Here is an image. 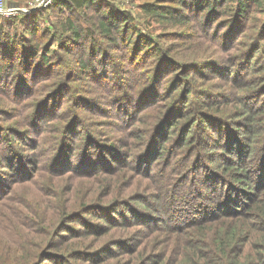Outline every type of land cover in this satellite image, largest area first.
I'll return each instance as SVG.
<instances>
[{"label":"trees","instance_id":"1","mask_svg":"<svg viewBox=\"0 0 264 264\" xmlns=\"http://www.w3.org/2000/svg\"><path fill=\"white\" fill-rule=\"evenodd\" d=\"M87 1L52 0L51 4L69 3L71 7L77 9L88 8ZM164 1L168 0L144 1L140 8L150 18L148 24H151L152 20L156 24L155 28L158 30L156 37L167 38L168 34L175 33L173 38H176V34L179 33L175 31L168 33V28L172 26L187 28L188 31L181 35L185 39L182 43L163 44L151 34L142 32L137 33L138 35L130 34L127 17L113 14L112 9L101 13L100 18L94 21L93 32L89 34H82L81 32L85 30L79 28L73 18L67 19L70 20L69 28H72L75 36L74 41H69V45L76 43L78 48L82 49L81 58L92 53L95 54L94 57L99 55L106 57L108 54L105 48L112 49L117 44L126 49L136 48L145 58L139 71L142 78L138 79L132 73L129 81L124 79L125 81L117 82L115 79L114 82L107 76V80H110L113 86L111 90H106L112 93L110 99L99 101L96 107H89V102L84 101L77 103L69 112L60 113L67 119L55 133L59 135L45 141L49 138L48 134H51L47 133L49 130L43 129L40 123L39 125L32 123L29 124V130L35 133L23 138L22 147L26 149L17 150L14 144L6 145L7 149L0 157L7 156L2 161L0 170L1 178H4V175L9 177L7 187L10 192L0 190V264H132L131 258L122 259L123 251L117 253L113 251L115 240L107 237L108 234L114 236L118 232H125L130 234V238H136L135 229L129 230L133 224L124 220L127 216L124 219L114 218L116 222H112L111 218L115 213L114 209L124 204L125 198L131 194L124 193V190L133 186L135 180L137 181L135 189L141 186L138 180L142 177H135L126 172V169L130 170L127 166L129 162H136L142 169L137 174L152 180L154 186H164L166 189L162 195L178 211L176 220L171 225L177 224L173 228L175 231L173 244L162 249L166 258H159L162 253L141 248L135 264H264V190L261 191L264 189V182L262 187L252 188L249 186L251 183L241 181L239 177L236 182L242 183L243 187L238 188L241 193L235 190L237 192L235 196L240 199L241 194H244L248 201L243 204L242 209L233 210L234 208L224 209V205L228 203L226 199L217 211L208 196V192L216 186L215 173L204 171L203 177L197 180L198 174L191 172L193 168L189 169L188 165L196 151L195 129L208 130L211 127L215 130L213 126L216 124L209 115L211 113L206 111L203 115L194 97L205 108L214 107L217 111H221L219 105L223 101L233 100L228 97L218 99L210 95L203 99L205 90L197 87L199 80L209 81L219 76L221 81L229 85L238 100H241L240 94L250 95L251 92L258 90L262 96L261 102H264V91H260L262 88L264 90V76L259 75L264 68L260 66L254 69L251 65V61L255 62L257 56H264L260 53L264 47V0H193L187 6H193L194 16L180 10L183 0L178 4L177 0H170L175 5L173 3L161 6ZM24 9L22 5L15 7L18 13ZM38 14L21 13L0 20V34H5L4 37H0L3 38V48L11 49V45H18L16 50L26 57L30 53V47L22 42L10 43V34L20 33L27 37V28L24 27H27L30 17L33 24ZM92 14L96 18L95 11ZM257 14H261V17ZM222 30L225 32L222 35L223 39L220 40L217 35ZM236 30V33L231 34ZM93 34L100 38L101 43L97 42L98 39L96 40ZM234 34L240 38L238 41L231 40ZM198 35L202 37L200 43L194 40L195 54L204 59L207 51L202 45L211 41L208 45L212 48L213 56H218L223 67L214 64L215 57L212 55L207 56V61L183 58L185 43ZM141 36L144 40L140 39ZM245 38L252 41H246ZM82 39L87 42H82ZM50 43L47 44V50ZM62 47L68 49L65 44H62ZM231 50H234L235 59L230 58V55L223 57L224 53ZM245 53L249 56L248 59L242 57ZM53 54L51 50L50 56ZM48 56L46 50L43 54L39 52L36 61L48 62ZM0 57L4 58L1 54ZM237 60L240 61L241 68L247 70L246 74H235L238 70L232 66L237 64ZM204 64L208 65V69L203 73L200 70ZM80 67H84L83 64L80 63ZM166 72L171 73L168 79L172 83L171 88L165 90L164 98L171 100L158 101L157 93L149 89L145 101L142 104L136 103L133 86L137 82L142 84H150L153 80L156 82L157 77L164 76ZM231 74H234L232 78ZM53 80L58 81V77H53ZM256 82L260 84L252 89L250 86ZM54 83L53 81L51 85ZM213 84H219V81L216 79ZM58 86L47 91L42 89L45 93L42 98L35 99V105L49 93L61 94L64 97ZM8 91L13 96L20 93L18 86L11 87ZM80 106L89 114L106 118L105 121L92 122L94 116L81 120V115L77 113ZM42 109L34 116V122L47 116L45 106ZM242 110L245 118H253L249 110L240 108L239 112ZM254 113L263 116L264 103L262 108ZM47 124L48 122L45 123L46 127ZM96 125L107 128L119 125L123 130L122 134L133 136L135 141L127 145L129 143L126 141L119 143L114 139H107V131L99 129ZM253 128L250 143L264 138L261 137L264 124L254 125ZM177 136L183 147L192 144V148L185 155L184 161L177 166L169 167L174 150L170 140ZM219 136L206 134L205 140H200L201 146L198 149L204 147L206 155L213 162L219 157L229 161L224 151H216L226 150L225 146L228 145ZM27 150H31L28 158ZM240 150L241 147L238 151ZM240 165L241 163H236L233 167ZM211 168L214 169L212 165ZM231 169L225 167L226 171ZM199 170L202 171V167ZM244 170V176L249 178L248 162L245 163ZM180 172L181 174L177 176L176 174ZM228 173L232 174L231 171ZM65 179L69 180L66 184ZM183 179L188 180L190 184L180 183ZM34 181L38 182L41 188L45 187V182L49 186L46 195L38 200L41 208L28 209L21 205L22 203H17L15 187L11 186L15 183L29 182L28 187L35 189ZM89 183L95 185L85 194L84 186ZM217 183L224 188L227 186L220 181ZM36 190L39 194L43 192L42 189ZM108 196L114 199L110 200ZM221 208L223 210H220ZM82 214H91L98 219L82 221L80 217ZM71 218L82 221L81 227L65 226L61 233L63 225ZM167 218L170 216L167 215ZM174 249L177 250L176 254L173 253ZM133 252L132 248L126 251V254Z\"/></svg>","mask_w":264,"mask_h":264},{"label":"rangeland","instance_id":"2","mask_svg":"<svg viewBox=\"0 0 264 264\" xmlns=\"http://www.w3.org/2000/svg\"><path fill=\"white\" fill-rule=\"evenodd\" d=\"M33 1L34 0H0V20H6L4 17H12L20 15L21 13L26 15L39 13L33 24H31L30 17L27 22V27H24L27 28V37L20 35V33H11V39L6 36L9 38L10 43L22 42L30 47V53L27 54L26 57L25 54L23 55L22 52L16 50L18 45H11V49H4L3 38L0 39V54L4 57H0V155L6 151L7 144H14V147L17 150L20 148L26 149L22 147L24 144L23 138H27L29 135L35 133L34 131L29 130V124L34 123L39 125L40 123V126H43V129L47 128L49 130L47 133L51 134H48L49 138H46V141L55 135H59L55 133H57L60 125H63L66 121L65 119H67L64 118L65 115H61L64 111L69 112L77 103H82L84 101L89 102V107H96L99 101L110 99L112 93L106 92V90H111L113 86L110 84V80H107V76H109L114 82L115 79L117 82L124 79L129 81V77L132 73L136 78H142L139 71L143 64L142 60L145 58L136 48L126 49L124 46L117 44L112 49L108 47L105 48V52L107 51L108 54L106 57H101L100 55L94 57L95 54L92 53L90 55L88 54L85 58H81L82 49L78 48L76 43H73L72 46L69 45V41H74L73 39L75 36L72 32V28H69L70 25L68 22L70 20H67L68 18H73L75 24L78 25L79 28L85 30L81 32L82 34H89L90 32H93L94 21H96L97 18H100L101 13L105 10L112 9L113 14L116 13L127 17L128 33L137 34L142 32L143 34H151L163 44L182 43L185 39H183L181 35H184L188 31L187 28L172 26L171 28H168L167 31L168 33L173 31L179 33L176 34V38H173L175 33L172 35L168 34L169 36H167V38L156 37L155 35L158 33V30L155 28L156 24L153 20L151 21V24H148L150 18L144 13L143 9L140 8L141 3L148 0H88V8L77 7V9L71 7L69 3L65 5H57L54 4V2L51 4V0L47 5H33ZM190 1L193 0H183L180 5V10L187 11L194 16L195 14L192 12L193 6H187ZM179 2L180 0H177L176 4ZM24 3L25 5H23ZM173 3V1L170 2V0H168L162 2L161 6L172 5ZM21 5L25 9L19 10V13L17 11L14 14H7L5 11H2L9 7H21ZM94 11L97 14L96 18L95 15L92 14ZM257 15L261 17V14ZM224 32L225 31L222 30V32L217 35V38L220 40L223 39L222 35ZM236 32L237 30L232 31L231 34ZM4 36L5 34H0V37ZM93 36L96 40L98 39V43H101L100 38H98L96 34H93ZM201 37L198 35L195 39L188 40L185 43L186 49L183 53L184 59H200L202 61H207V56H213L212 48L208 45L211 41L202 45L207 51L204 59L202 56L195 54L193 46L194 40L200 43ZM140 39L144 40L142 36ZM239 39V37H235V34L231 38L233 42L238 41ZM245 39L246 41H252L250 38ZM49 42L51 43L48 46L49 50H47V44ZM82 42L86 43L87 41L82 39ZM62 44H65L68 49H73V51L63 48ZM37 46L40 47L37 48ZM45 50L47 51V54H49L48 62L40 63L41 61H36V59H38V53L41 52L43 54ZM51 50H53L54 53L52 57L50 56ZM233 51L234 50L224 53L223 57L230 55V58L235 59L236 56L233 55ZM260 53L264 54V47ZM213 57H215V65H220V67L224 66L218 56ZM242 57H245L246 59L249 58L246 53L243 54ZM256 58L255 62L251 61L252 67L254 69L260 66L264 68V56H257ZM8 60L9 63H7ZM80 63L83 64L84 67L81 68ZM207 67L208 65L204 64L200 71L203 73L206 72L208 69ZM232 67L233 69L238 70V73H235L236 75L247 73L245 68H241L239 60H237V64ZM259 75L260 77H263L264 70H262ZM55 76L58 77V81L53 80V77ZM170 76L171 73L166 72L164 76H158L156 82L155 80L150 84L137 82L136 85L133 86L135 89L136 103L142 104L145 101V95L148 94L149 89H152V92L157 93L158 101L163 99L165 102H169L171 98H164V95L166 93L165 90L171 88L172 82L168 79ZM233 76L234 74H231V78ZM216 79L219 81V84H213ZM216 79H211L209 81L204 79L197 82V87L205 90V93L202 95L203 99L210 95L218 99L228 97L233 100L229 102L223 101L219 105L221 111H217L214 107H209L208 109L205 108L201 102L194 97L197 106H199L203 115L206 111L211 113L209 115L216 124L213 126L215 130H212L213 128L211 127H209L208 130L195 129L196 138L194 139V142L196 144V151H194L193 160L188 165H190L189 169L193 168L191 172L198 174L197 180L203 177L202 172L213 171L215 173L214 182L220 181L221 183H226L227 186L224 188L220 183L216 182L215 188L208 192V196H210L209 199L212 200L217 211L226 199H228V203L224 205V209L234 208L233 210H239L240 208L242 209L244 206L243 204L248 201V197L244 196V194H241L240 199L235 196L237 193L235 190L239 191L238 188L243 187V184L236 182V180L240 177L241 181L251 183L249 186L252 188L255 186L262 187L264 182V138L250 143V137L253 134L254 125L264 124V122H262L264 121V114L263 116H258L257 113H254L262 108L264 102H261L262 96L259 95L258 90L251 92L250 95L248 93L243 95L240 94L241 100H238V97L234 96L233 91L229 88L228 84L221 81L219 76L216 77ZM53 81L55 83L51 85ZM59 84H63V86H58ZM259 84V82H256V84L250 87L253 89ZM17 86L20 89V93L13 96L8 90L11 87L14 88ZM54 86L59 87L60 92L64 94V97H62L61 94L49 93L48 96H45L38 105H35V99L38 97L42 98L45 93L42 89H46L47 91V89L53 88ZM260 91H264L263 88ZM43 106H45L44 111L47 113V116H44L42 119L38 118V120L34 122V116L38 115V110H43ZM240 108L249 110L250 114H253V118H245V116L242 115L243 110L239 112ZM77 113L81 115V120L94 116L93 113L89 114V112L81 106L78 107ZM203 115H201V117ZM261 117L263 119H260ZM62 118H64V120H62ZM105 119L106 118H101L100 116H94L92 122L99 121V123H101L102 121H105ZM46 122H48L47 127L45 126ZM96 126H98L99 129L107 131V139H114L119 143L126 141L129 143L127 145H130L131 142L135 141L133 136L122 134L123 130L119 125H111L109 128L102 125ZM219 132H221V136H219ZM206 134L216 135V137L219 136L223 141L228 143V145L225 146L226 150L216 151H224V154L228 156L229 161L225 160L223 157H219L217 161L213 162L209 160L204 147H201V150L198 149V147L201 146L200 140H205ZM177 137L179 142L176 141ZM177 137L170 140V143L174 146V150L172 152L170 166L167 165L169 167L177 166L180 162L184 161L185 155H187L192 148V144L183 147L179 140V136ZM261 137H264V131L261 133ZM231 147L233 149H231ZM239 147H241L240 151H238ZM30 153L31 150H27L26 158H28ZM6 156L7 155L0 157V166H2V161ZM177 157L179 158L175 161ZM247 162L250 169L249 178L244 176L245 163ZM209 163L214 169L211 168ZM236 163H241L240 167H233V164ZM127 166L130 167V170L126 169L127 173H131L135 177H142V179L138 180L141 186L135 189L134 185L137 182L135 180L133 186L124 190V193L131 192V194L125 198L124 204L118 205L117 208L114 209L115 213L114 215H111V218L113 219L112 222H116L117 220L114 218L119 217L124 219L127 216L124 220L131 221V224L133 225L129 230L131 231L132 229H135L134 235L136 238H130V234L125 232H118L114 236L108 234L107 237H112L113 240H115L113 251H116V253L123 251L124 254H122V259L131 258L132 264H135L136 258L139 256L138 251L141 248L154 251V253H162L159 258L165 259L166 254L162 252V249L167 246L170 247L173 244L175 238V231L173 228H175L177 224H174L173 226L171 225L173 221L176 220L178 211H176L162 195L166 189L164 186H154L152 180L137 174L142 169L138 167L136 162H129ZM205 166L207 169L204 168ZM201 167L202 171L199 170ZM225 167H231L232 169L228 171H231L232 174H229L228 171L225 170ZM39 171L43 172V170ZM180 174L181 172L176 175L178 176ZM209 176H211V174ZM9 182L10 180L7 175H4V178H1L0 170V190L2 192H10L7 187V183ZM34 182L35 189H30L28 187L29 182H24L22 184L15 183L11 186L15 187L14 192L17 203H22L21 205H24L28 209L41 208L38 204V200L46 195L45 192L49 186V184L46 185L45 182V187L41 188L39 187L38 182ZM68 182L69 180L65 179L64 183L66 184ZM180 183L185 185L190 184L186 179H183ZM94 185V183L86 184L84 186L85 194ZM36 188L42 189L43 192L39 194ZM263 190L264 189L261 191ZM108 197H110V200L114 199L112 196ZM126 204L128 206H126ZM220 210H223V208ZM167 215H169L170 218H167ZM80 217L82 221L90 219L91 221H95L98 219L91 214H82ZM82 221H79L77 218H71L65 225H63L61 233H63L65 226L80 228ZM70 235L71 233H69V236ZM122 238L123 240H118ZM149 242L153 243V245ZM132 248L134 252L132 254H126V251H129ZM173 253L176 254L177 250L174 249Z\"/></svg>","mask_w":264,"mask_h":264},{"label":"built area","instance_id":"3","mask_svg":"<svg viewBox=\"0 0 264 264\" xmlns=\"http://www.w3.org/2000/svg\"><path fill=\"white\" fill-rule=\"evenodd\" d=\"M51 2V0H34L33 1V5H47ZM2 11H5L7 14H14L16 11H15V7H9L7 8L6 10H2Z\"/></svg>","mask_w":264,"mask_h":264}]
</instances>
